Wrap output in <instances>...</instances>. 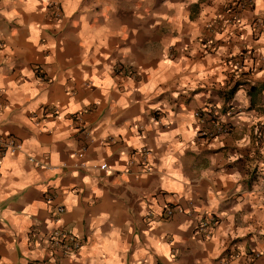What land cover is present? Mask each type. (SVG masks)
<instances>
[{
  "label": "crops",
  "instance_id": "crops-1",
  "mask_svg": "<svg viewBox=\"0 0 264 264\" xmlns=\"http://www.w3.org/2000/svg\"><path fill=\"white\" fill-rule=\"evenodd\" d=\"M236 1L0 0V263L264 264V0Z\"/></svg>",
  "mask_w": 264,
  "mask_h": 264
},
{
  "label": "built area",
  "instance_id": "built-area-1",
  "mask_svg": "<svg viewBox=\"0 0 264 264\" xmlns=\"http://www.w3.org/2000/svg\"><path fill=\"white\" fill-rule=\"evenodd\" d=\"M236 5L232 8V14L235 16V18H238L240 16V13L247 8L249 5L248 0H237ZM52 7H56V9L59 7L57 3H52ZM230 11V10H228ZM56 17H60V13L56 12ZM48 109V108H46ZM45 109V112H48V110ZM50 111V110H49ZM196 115L200 117L203 121H213L216 113L214 111H209L208 109L202 108L196 112ZM214 126L216 127L214 131H212L210 126H205L203 131V134L207 137H214L219 134H228L230 132V128L228 125L215 123ZM257 135L260 140L264 141V131L262 128L257 127ZM23 149V144L21 141L17 140L16 138L10 136V137H3L0 135V156H6L8 154H16ZM149 154V151L144 150L143 156L144 159H147V156ZM30 160L34 162L39 167H46L47 164L45 161H40L36 159L33 156H30ZM83 165V164H82ZM107 163H102L99 165V169L102 171L108 170ZM177 210V207L169 206L164 211V216L166 218H171L175 211ZM65 212V208L62 205H57L54 208L53 214V220L54 222H60L62 215ZM220 223L219 218L216 215L209 214V215H203L200 214L197 217V221L195 223V232L199 234L204 239L209 238L212 234L216 226ZM29 235L31 239H37L42 236L40 228L37 226H34L32 229H30ZM43 240L45 241L46 249L51 254L58 255L59 258L66 257L69 255H72L76 252H78L82 246L83 240L82 238L77 235L75 232L68 229L66 226H63L62 224H58L55 229H53L52 232L45 235L43 237ZM261 256V253L257 252L254 255V258H258ZM234 257V254L225 256L220 258L216 264H229L231 261V258ZM2 264V263H0ZM31 264H45V262H38V261H32Z\"/></svg>",
  "mask_w": 264,
  "mask_h": 264
}]
</instances>
